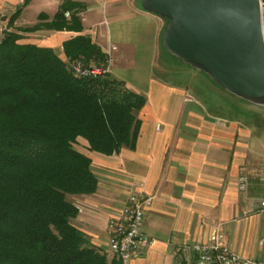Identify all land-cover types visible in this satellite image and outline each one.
Returning <instances> with one entry per match:
<instances>
[{
  "label": "crops",
  "instance_id": "0c3cea01",
  "mask_svg": "<svg viewBox=\"0 0 264 264\" xmlns=\"http://www.w3.org/2000/svg\"><path fill=\"white\" fill-rule=\"evenodd\" d=\"M17 1L0 0V12L17 7L9 26L33 7L37 18L44 14L49 22L67 6L64 17L77 16L81 29L41 26L38 42L32 43L63 56L64 41L87 35L109 56L110 76L145 98L133 148L106 155L88 151L87 141L78 138L97 187L67 199L80 208L72 222L90 242L108 250V217L131 193L143 190L153 197L144 220L153 241L128 264H195L189 246L205 242L214 230L234 252L264 258L259 244L264 216L256 211L264 198L259 179L264 176V108L226 94L202 72L167 58L172 54L162 44L166 18L144 10L142 0ZM241 175L248 178L245 191L238 189Z\"/></svg>",
  "mask_w": 264,
  "mask_h": 264
},
{
  "label": "trees",
  "instance_id": "16d2710c",
  "mask_svg": "<svg viewBox=\"0 0 264 264\" xmlns=\"http://www.w3.org/2000/svg\"><path fill=\"white\" fill-rule=\"evenodd\" d=\"M66 8L42 25L80 30ZM21 38L5 30L0 39V264H123L74 225L78 207L67 195L97 187L78 138L106 155L133 148L145 98L109 73H74L72 63L107 58L87 35L64 41L63 56Z\"/></svg>",
  "mask_w": 264,
  "mask_h": 264
},
{
  "label": "water",
  "instance_id": "95a60500",
  "mask_svg": "<svg viewBox=\"0 0 264 264\" xmlns=\"http://www.w3.org/2000/svg\"><path fill=\"white\" fill-rule=\"evenodd\" d=\"M169 20L162 44L229 93L264 106V39L259 0H142Z\"/></svg>",
  "mask_w": 264,
  "mask_h": 264
},
{
  "label": "built area",
  "instance_id": "2783aa9c",
  "mask_svg": "<svg viewBox=\"0 0 264 264\" xmlns=\"http://www.w3.org/2000/svg\"><path fill=\"white\" fill-rule=\"evenodd\" d=\"M259 4L264 39V0H259ZM64 15L69 16V12H64ZM114 48L111 46V49ZM109 62L110 58L107 56L105 63L101 65L86 66L81 62H75L71 66L78 75L100 76L109 73ZM259 179L264 181V176H260ZM247 186V176L241 175L238 189L245 191ZM139 187H142V184H139ZM152 200V195L143 190L133 192L123 206L107 219L108 251L116 255L123 264L140 257L143 250L152 244L153 240L144 231L145 212L151 206ZM256 211L264 216V198L258 200ZM259 244H264V235ZM189 248L195 255V264H264V258H248L231 250L224 242L221 232L217 230L212 231L205 242L193 243Z\"/></svg>",
  "mask_w": 264,
  "mask_h": 264
},
{
  "label": "rangeland",
  "instance_id": "374dc122",
  "mask_svg": "<svg viewBox=\"0 0 264 264\" xmlns=\"http://www.w3.org/2000/svg\"><path fill=\"white\" fill-rule=\"evenodd\" d=\"M22 1L23 0H18L17 2H18V4H21ZM16 8L17 7H15V8H8V9L3 10V11L0 12V39L2 38L3 32L5 31V29L8 28V30L18 32L22 36V38L20 39L21 42H38L37 39L40 38V36L37 35V34L40 32L39 29H40L41 26H43L42 24H45L46 21L42 17H38L37 18V16L34 13H32L35 10V7H33V8H31V10H28L27 12H25L22 15V17H24V20H20V21L19 20H16L17 22H12L11 21L12 23L11 24L9 23L11 26H9L8 23H7L8 18H9V16L13 13V11ZM168 23H169V20L166 19V25ZM33 26L37 27V29L34 30V31H25L24 30L25 28H32ZM167 58H169L171 60H174L175 63L185 64L187 66H190V65L184 63L179 58H177V57H175L173 55L167 56ZM109 65H110V62H109ZM190 67H192V66H190ZM198 71H200V70H198ZM200 72H202V71H200ZM202 73L205 74L204 72H202ZM205 76L209 77L207 74H205ZM224 92L226 94H231L228 91H226L225 89H224ZM233 96H235V95H233ZM235 97H237V96H235ZM237 98H239V97H237ZM239 99H241V98H239ZM241 100H243V99H241ZM244 101H246V100H244ZM260 108H264V106H262ZM78 145L79 144H77V146ZM78 148L79 149H82V146L79 145ZM78 210H79V207H78Z\"/></svg>",
  "mask_w": 264,
  "mask_h": 264
}]
</instances>
